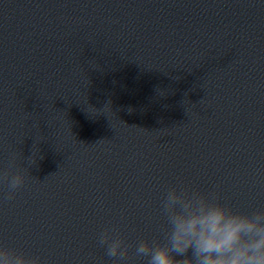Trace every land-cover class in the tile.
Segmentation results:
<instances>
[{"label":"water","instance_id":"obj_1","mask_svg":"<svg viewBox=\"0 0 264 264\" xmlns=\"http://www.w3.org/2000/svg\"><path fill=\"white\" fill-rule=\"evenodd\" d=\"M177 185L264 210V0H0V244L144 264Z\"/></svg>","mask_w":264,"mask_h":264},{"label":"clouds","instance_id":"obj_2","mask_svg":"<svg viewBox=\"0 0 264 264\" xmlns=\"http://www.w3.org/2000/svg\"><path fill=\"white\" fill-rule=\"evenodd\" d=\"M15 161L12 154L8 167L13 168ZM27 163L34 160L29 158ZM5 175L8 192L14 194L25 181L24 172ZM159 215L163 221L160 238L138 241L132 253L144 264H264V210L238 212L220 202L214 190L201 193L177 185L164 193ZM97 243L111 264H131L130 245L114 228L100 232ZM189 250L191 255L186 257ZM0 264H40V260L0 244Z\"/></svg>","mask_w":264,"mask_h":264}]
</instances>
